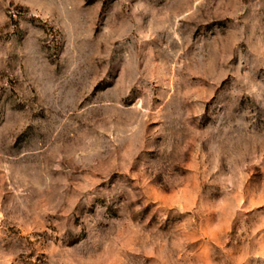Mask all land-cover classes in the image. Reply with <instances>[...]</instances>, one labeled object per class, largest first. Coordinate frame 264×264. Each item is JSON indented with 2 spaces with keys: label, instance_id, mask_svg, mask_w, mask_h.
I'll return each mask as SVG.
<instances>
[{
  "label": "rangeland",
  "instance_id": "1",
  "mask_svg": "<svg viewBox=\"0 0 264 264\" xmlns=\"http://www.w3.org/2000/svg\"><path fill=\"white\" fill-rule=\"evenodd\" d=\"M0 264H264V0H0Z\"/></svg>",
  "mask_w": 264,
  "mask_h": 264
}]
</instances>
